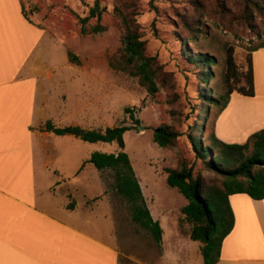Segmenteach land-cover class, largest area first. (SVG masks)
<instances>
[{"label": "rangeland", "instance_id": "1", "mask_svg": "<svg viewBox=\"0 0 264 264\" xmlns=\"http://www.w3.org/2000/svg\"><path fill=\"white\" fill-rule=\"evenodd\" d=\"M21 2L31 22L48 31L56 41L48 49L51 61L46 64L50 73L62 70L63 74L92 77L86 78L78 94L83 112L75 114L76 123L96 130L131 127L124 135L125 152L146 202L163 222L165 240L158 247L152 236L133 221L129 204L117 192L114 171H99L93 164H86L78 173H93L92 191L79 185L69 188L75 181L71 174L78 170L79 159L93 152L118 153L120 148L116 143L91 144L71 135L54 137L64 155L62 162H52L50 169L52 173H64L69 180L68 187L64 188L69 202L75 201L74 194L84 211L108 213L105 229L114 222L108 239L120 248L121 264H189L182 254L186 245L181 246V238L190 239L193 227L182 213L190 201L177 188L168 185V171L193 166L194 176L218 179L196 159L189 135L194 134L196 124L206 125L207 133L214 130L220 105L211 101L203 103L202 89L209 92V98L224 102L220 97L227 90L228 56L233 55L236 65L231 73L247 70L250 49L264 42V14L245 18L244 0ZM97 3L103 10L100 24L106 28L101 33L92 31L98 24L97 18H90L86 24L81 22L89 17ZM120 11L138 27L142 40L147 42L146 54L156 58L159 67L156 92H151L141 77L133 74L136 68L129 65L123 41L126 29ZM69 53L77 57L78 63L70 62ZM199 53L209 54L215 61L208 67L211 76L207 84L200 80L203 71L190 60ZM202 104L210 109L208 117ZM72 105L75 109V104ZM126 108L135 110L134 118L139 124L125 112ZM65 124L70 121H62L59 126ZM161 126L172 127L179 134L173 146L162 148L155 143L154 130ZM88 194L96 196L90 199ZM101 203L103 208H94Z\"/></svg>", "mask_w": 264, "mask_h": 264}, {"label": "crops", "instance_id": "2", "mask_svg": "<svg viewBox=\"0 0 264 264\" xmlns=\"http://www.w3.org/2000/svg\"><path fill=\"white\" fill-rule=\"evenodd\" d=\"M51 43L56 45L48 31L25 18L21 0H0V264H121L120 248L108 239L114 222L105 229L108 213L84 211L74 194L76 205L73 201L69 209L64 194L69 180L50 169L64 154L54 139L60 136L45 131V124L79 126L75 114L83 106L78 94L92 78L50 73ZM252 61L254 96L233 93L214 121L216 136L228 144H244L264 129V48L252 53ZM93 153L78 160L69 188L92 191L93 173L78 172ZM230 203L235 224L218 264H264V200L234 194ZM147 205L164 230V241L163 222ZM190 240L181 238L185 260L203 264L201 243Z\"/></svg>", "mask_w": 264, "mask_h": 264}, {"label": "trees", "instance_id": "3", "mask_svg": "<svg viewBox=\"0 0 264 264\" xmlns=\"http://www.w3.org/2000/svg\"><path fill=\"white\" fill-rule=\"evenodd\" d=\"M245 18L253 14H264V2L260 0H244ZM23 14L28 18L25 7ZM103 10L97 3L90 11L89 17L82 19L86 24L90 18H97L98 24L94 26V33L105 32L106 28L100 24ZM123 18L126 33L123 38L125 53L129 65L134 66V75L140 76L144 85L151 92L157 91L156 79L159 67L155 57L146 54L147 42L142 40L138 27L128 15L119 12ZM264 48V42L250 49L248 68L239 74L231 73L236 65L234 57L229 54L228 71L225 79L226 92L221 101L209 98V92L202 89L203 103L214 102L220 105L219 112L223 111L231 95L235 92L244 96H254V72L252 53ZM69 60L78 63L77 57L69 53ZM203 73L200 80L207 84L211 73L209 66L214 64V58L209 54L199 53L190 59ZM208 70V71H205ZM236 81L235 83L233 81ZM205 117L210 115L208 106L201 105ZM125 112L135 120V110L126 108ZM129 126L109 127L105 130L86 129L80 126L56 127L52 121L45 124V131L57 136L72 135L88 143H116L120 148L118 153L94 152L86 163L93 164L97 170H112L115 174L118 194L129 204L133 221L146 230L158 247L163 242V229L159 221L154 220L143 195L140 182L135 174L129 155L125 152V133ZM194 134L189 138L195 150L196 159L202 161L205 170L214 172L218 179L208 180L194 176V167L182 166L180 169L168 171L167 183L177 188L190 202L182 208V213L193 227L190 239L201 243L203 264H218L224 240L232 232L235 224L234 211L230 203V196L234 194H247L252 199L264 200V129L252 134L244 144H228L220 140L214 130L207 133L206 125L196 124ZM179 134L172 127L161 126L154 130L155 143L162 148H168L176 143ZM206 142V144H205ZM69 209L74 208L71 203Z\"/></svg>", "mask_w": 264, "mask_h": 264}]
</instances>
